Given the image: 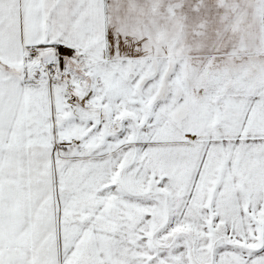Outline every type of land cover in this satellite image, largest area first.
<instances>
[{
    "label": "snow or ice",
    "instance_id": "obj_1",
    "mask_svg": "<svg viewBox=\"0 0 264 264\" xmlns=\"http://www.w3.org/2000/svg\"><path fill=\"white\" fill-rule=\"evenodd\" d=\"M0 264H264V0H0Z\"/></svg>",
    "mask_w": 264,
    "mask_h": 264
}]
</instances>
